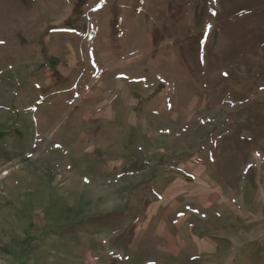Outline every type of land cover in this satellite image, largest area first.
I'll return each instance as SVG.
<instances>
[{
	"label": "rangeland",
	"instance_id": "1",
	"mask_svg": "<svg viewBox=\"0 0 264 264\" xmlns=\"http://www.w3.org/2000/svg\"><path fill=\"white\" fill-rule=\"evenodd\" d=\"M0 264H264V0H0Z\"/></svg>",
	"mask_w": 264,
	"mask_h": 264
},
{
	"label": "trees",
	"instance_id": "2",
	"mask_svg": "<svg viewBox=\"0 0 264 264\" xmlns=\"http://www.w3.org/2000/svg\"><path fill=\"white\" fill-rule=\"evenodd\" d=\"M123 213L122 212H115L108 215H104L101 217H96L90 220V225L93 226V228H108L112 226L114 223L118 222Z\"/></svg>",
	"mask_w": 264,
	"mask_h": 264
}]
</instances>
